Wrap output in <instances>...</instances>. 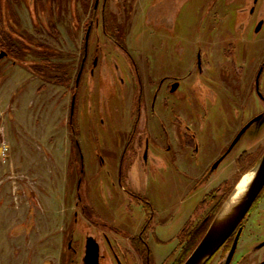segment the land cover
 Listing matches in <instances>:
<instances>
[{
	"label": "rangeland",
	"instance_id": "1",
	"mask_svg": "<svg viewBox=\"0 0 264 264\" xmlns=\"http://www.w3.org/2000/svg\"><path fill=\"white\" fill-rule=\"evenodd\" d=\"M7 1L20 20V33L53 49L54 56L48 53L44 61L47 54H38L36 47L23 55L32 60L34 72L10 57L0 59V264H80L87 233L102 223L120 241L147 224L154 234L150 241L159 239L152 244L160 264L212 209L214 202L203 205L207 194L224 185L215 200L221 201L264 154L263 125L251 128L231 155L209 170L264 107L250 92L264 61V23L257 30L264 0L254 12L252 0H107L108 35L115 42L94 28L91 54L96 49L109 63L111 56L122 61L123 46L144 71L148 58L156 75L160 67L199 82L193 89L197 97L185 94L192 102L187 123L197 132V149L177 163L172 155L157 156L136 168L117 146L124 144L131 121L128 98L118 86L111 93L112 87L97 78L89 90L81 88L74 118L81 159L69 127L85 30L92 15L100 16L103 0L94 14L95 0ZM198 50L212 55L203 82L193 64ZM219 68L224 71L218 73ZM68 72L70 87L63 85ZM259 86L264 93V72ZM164 141L169 143L167 135ZM262 204L250 211L243 253L264 239ZM146 210L153 215L148 223ZM254 256L264 260V249Z\"/></svg>",
	"mask_w": 264,
	"mask_h": 264
},
{
	"label": "flooded vegetation",
	"instance_id": "2",
	"mask_svg": "<svg viewBox=\"0 0 264 264\" xmlns=\"http://www.w3.org/2000/svg\"><path fill=\"white\" fill-rule=\"evenodd\" d=\"M32 2L34 3L36 2V0H33ZM99 2L100 0H95L92 12L93 14L99 10ZM252 2L253 4L251 11L254 12L259 0L257 2L252 0ZM106 9L107 0H103L100 16L96 13L98 17L96 16L95 19V17H93L92 15V18L85 30L83 47L81 50L82 52L80 54L78 65V72L76 74L74 86L72 87L71 107L68 119L69 127L73 132L72 135L73 137H76V122L74 118L75 106L79 99L78 94L80 95L81 88H87V90H89L90 87H93L94 81L98 78L100 79V81H104L107 86L112 87L111 93H113L115 86H118L121 89V92L126 96L125 100H127L128 98L129 108L131 110V121L127 124L123 132L127 134V137L124 138V144L122 145V141H120V145L117 146L123 152V160L125 158V155L130 156L131 161L128 164L129 167H140L141 165L147 164V162H149V159L155 160L157 156L170 157L172 155L173 157L171 158L175 159L174 163H177V161L179 162L180 159L185 158L187 154H189V150H191L193 153V150L197 149V132L195 130L193 131L191 126L187 123V116L192 111V102L187 103V97L185 94L191 93L194 94L195 97H197L198 89H193H196L195 85L197 84L198 79L197 82H193V84H191L189 83V79L186 76L167 74L164 70L160 69V67L158 68V74L156 75V72L150 69V64L152 61L148 58L146 60V63L149 65V69L144 71L139 67L137 61L132 58V55L128 52L127 48L123 46H120L123 49L122 51L124 52V54L122 53V61L118 57L111 56V62L109 63L108 58H101V56L97 52H95L96 49H94L91 54L90 44L91 38L95 37L94 28H99L102 31V34L104 33V36H107L106 38L109 41H111L112 43L115 42V40L110 35H108V23L106 21L105 15ZM12 12H14L12 7H8L6 5L0 6V54H4L2 58L10 57L17 64L22 65L21 63L17 62V59H21L23 55H27L31 50H26L25 52L21 50L23 46L22 40H29L22 33H20V20ZM12 14H14V16H12ZM263 23L264 20L259 21L258 27L260 26V28H257V30H260L262 28ZM22 36H24V38ZM12 50L14 53H12ZM33 51L34 49L32 50V52ZM211 57L212 55H210V53L203 54L202 50H198V52L196 53V58L195 60H193V64L196 65L195 70L197 73H199V77H201L200 82H203L202 77L208 74L211 69L209 68L210 64H208V60H210ZM119 60L121 63H119ZM205 62L206 67H204ZM205 68L206 70H204ZM220 71L222 72L224 70L219 68L218 73H220ZM263 72L264 61L261 64L258 73H256L255 80L251 85L250 92H256L264 102V93L263 91H261V86H259L258 83ZM70 74L71 73L69 72L67 73V78H65L66 81L71 82L72 78ZM70 82H67V84L63 85L70 87ZM104 92L105 91L103 90V88H101L98 93L100 95H103ZM113 97H117L116 93L113 94ZM171 99L172 102H170ZM174 109H176L175 112ZM103 110L104 108L102 106L101 113H103ZM178 110L184 111L186 115L183 114L184 117L180 116L175 118L178 115ZM108 111L106 113H109ZM99 119H101V123L102 125H104L105 119H102L101 117ZM254 119L257 120L248 127L245 133H247L253 127L264 125V107L259 110L257 114L250 116V118L246 121L242 128L237 132L234 139L237 137L239 132ZM245 133L243 134V136L245 135ZM165 135L168 136L169 143L164 141ZM243 136L241 137L240 141L242 140ZM78 141L79 140L76 137V139H74V142L81 159L83 151ZM240 141L224 159L231 155ZM230 145L227 146L226 150L216 160V162L224 154H226ZM123 160L119 165L120 169H123ZM240 160L241 159H239L238 161ZM221 162L219 163V165L221 164ZM214 164L210 166L209 170L213 171L219 167L218 165L215 169H213ZM120 181H122V176H120ZM217 195L218 191L214 193L213 199L209 202L207 201V194L203 205L205 203L208 204L214 202L215 204L213 203V206L211 205L212 209L206 214L204 213L205 215L200 219L199 225L191 230V232L189 233L190 235L188 234L189 236L187 235L188 237H186L185 241L183 242L181 241L182 233L189 227L192 221H190L186 225L182 233L178 234V238L180 239L181 244L178 247L176 246L174 251L170 255H168V257H166L167 259L164 258V260L160 264H184L186 259L191 255V253L200 243V241L208 231V228L210 227V223L213 220V212L215 210V206L220 203V201H215ZM263 201L264 189L253 204L251 210H260L263 205ZM80 202L81 201L79 198L76 203L78 207H80ZM250 211L237 227L235 232L205 264H264V260L260 261L257 259V257L254 256V253L256 251H261L262 249H264V239H262L258 244L254 246L253 251L251 250L243 253L242 250L245 241L244 233L251 216ZM82 213L83 217L85 218L84 211ZM261 213L264 215V210H262ZM145 214L148 217L146 220V222L148 223L152 219L153 215L151 210H146ZM103 225V223L102 225L99 224L98 226H96L97 230L95 232L89 231L87 233L85 248L84 252L82 253L80 264H84L87 241L91 237L95 239L99 246L100 264H158L156 255L153 251L154 245L152 244L158 237L155 236L152 239L153 242L150 241V237L154 234H152L151 230L148 229L147 224H145V227L139 230H143L140 234L139 232H133L131 234L128 233V235L122 236V241H120L118 238H112L105 231ZM99 226L104 229L99 228ZM239 231L240 236L237 239V234L239 233ZM150 234L151 236H149ZM233 248L234 251L232 253V256L230 257ZM170 257H173V259L169 260Z\"/></svg>",
	"mask_w": 264,
	"mask_h": 264
},
{
	"label": "water",
	"instance_id": "3",
	"mask_svg": "<svg viewBox=\"0 0 264 264\" xmlns=\"http://www.w3.org/2000/svg\"><path fill=\"white\" fill-rule=\"evenodd\" d=\"M257 2L258 0H254ZM260 26L258 27V29ZM4 54H0V58H2ZM259 83V81H258ZM257 119H254L251 123L247 124L237 135V137L233 140L231 143L228 151L226 154H224L213 166V169H215L219 163L232 151V149L235 147V145L240 141L243 134L246 132L248 127L255 122ZM256 169V175L254 180L252 181L242 203L239 205V207L236 209L235 213L232 215L231 220L227 225L222 227L219 230L214 229L215 222L219 216V214L222 212L225 204L233 194L234 190L232 191V194L230 197L227 198L225 203L223 204L222 208L214 218L213 222L211 223L208 231L200 241V243L197 245V247L194 249V251L191 253V255L186 259L184 264H205L214 254L217 252V250L226 242V240L235 232L237 227L240 225V223L244 220V218L247 216L249 211L251 210L253 204L257 200L258 196L264 189V154L261 157L259 163L254 168ZM252 169V170H254ZM251 170V171H252ZM239 238L240 231L237 234ZM236 246V244H235ZM234 246V248H235ZM234 248L230 254V257L232 256V253L234 251ZM84 264H100V252H99V246L94 238H89L87 241L86 246V254L84 258Z\"/></svg>",
	"mask_w": 264,
	"mask_h": 264
},
{
	"label": "bare ground",
	"instance_id": "4",
	"mask_svg": "<svg viewBox=\"0 0 264 264\" xmlns=\"http://www.w3.org/2000/svg\"><path fill=\"white\" fill-rule=\"evenodd\" d=\"M256 175V169L247 172L244 174V176L241 178V180L237 183L236 187L234 188L233 194L229 195V200L225 204L222 212L219 214L214 229L219 230L225 225L229 223V221L232 218V215L235 213L236 209L239 207V205L242 203L252 181L254 180Z\"/></svg>",
	"mask_w": 264,
	"mask_h": 264
},
{
	"label": "trees",
	"instance_id": "5",
	"mask_svg": "<svg viewBox=\"0 0 264 264\" xmlns=\"http://www.w3.org/2000/svg\"><path fill=\"white\" fill-rule=\"evenodd\" d=\"M1 5H6V6H8L9 7V1H5V0H0V6ZM23 38H24V36H22ZM22 48H21V50L23 51V52H25L26 50L28 51V50H33L34 49V47H36V48H38L40 51H38L37 53L38 54H40L39 52H41V53H43V54H47V56H44L45 57V60L44 61H47L48 59H49V55H48V53L50 54V53H54V51H53V49H51V48H48V47H45V46H37V45H35V44H32L31 42H29V41H25L24 39L22 40ZM12 53H14L13 52V50H12ZM52 53V54H53ZM53 56H54V54H53ZM17 62H19V63H21V64H25V65H27L29 68H31V70L32 71H35V70H33V69H35L34 67H33V63H32V60H30V59H27V58H25V57H21V59H17ZM52 77H50V76H48L47 77V80H50ZM57 82V81H56ZM60 83H64V82H62V81H59ZM66 83L65 84H67V82L69 83L70 81H65ZM239 180V179H238ZM237 183H238V181H237ZM237 183H235L232 187H231V189L229 190V193H226L225 194V197L220 201V203H221V205H220V203L219 204H217L216 206H215V210H214V212H213V220H214V218L216 217V215L218 214V212L220 211V209L222 208V204H224L225 203V201L227 200V198L229 197V195L232 193V191L234 190V188H235V186H236V184ZM225 186H226V184H225ZM224 187V185L223 186H220L219 188H217L216 190H214L213 192H211L210 194H208V200L207 201H211L212 199H213V197H214V193L215 192H220L221 191V189ZM225 200V201H224ZM222 202H224V203H222ZM213 220L211 221V223L213 222ZM211 223H210V225H211ZM209 229V228H208ZM199 241V240H198ZM192 250V249H191ZM190 250V251H191ZM189 251V252H190ZM185 252V251H184ZM183 252V253H184Z\"/></svg>",
	"mask_w": 264,
	"mask_h": 264
}]
</instances>
